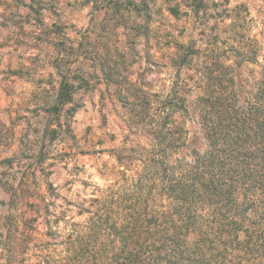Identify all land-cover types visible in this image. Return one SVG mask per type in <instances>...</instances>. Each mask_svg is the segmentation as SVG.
I'll return each mask as SVG.
<instances>
[{"label":"rangeland","instance_id":"obj_1","mask_svg":"<svg viewBox=\"0 0 264 264\" xmlns=\"http://www.w3.org/2000/svg\"><path fill=\"white\" fill-rule=\"evenodd\" d=\"M120 5L101 1L95 12L90 0H0V264H13L14 250L18 264H48L49 253L58 258V231L86 221L80 207L117 179V156L134 155L129 150L147 142L132 124L138 111L122 98L123 88L166 96L180 51L193 53L194 62L178 81L200 87L205 67L222 55L235 61L239 41L264 45V0ZM101 59L112 76L100 71ZM62 75L90 82L66 107L74 108L70 114L47 108ZM196 94L184 95L186 104ZM186 127L201 140L194 122Z\"/></svg>","mask_w":264,"mask_h":264},{"label":"trees","instance_id":"obj_2","mask_svg":"<svg viewBox=\"0 0 264 264\" xmlns=\"http://www.w3.org/2000/svg\"><path fill=\"white\" fill-rule=\"evenodd\" d=\"M101 1L121 6L90 0L95 12ZM237 46L232 64L222 55L199 73L200 87L178 81L194 62L193 53L180 51L171 59L177 80L166 96L122 89L147 142L130 149L134 155L117 156V179L82 203L88 219L58 231V258L45 254L44 263L264 264V45L243 39ZM100 61L102 74L112 76ZM61 78L47 108L70 114L74 108L66 107L90 82ZM196 90L186 104L184 95ZM190 121L201 140L190 137ZM14 253L18 264L20 251Z\"/></svg>","mask_w":264,"mask_h":264}]
</instances>
